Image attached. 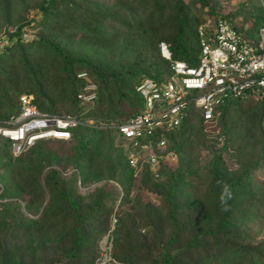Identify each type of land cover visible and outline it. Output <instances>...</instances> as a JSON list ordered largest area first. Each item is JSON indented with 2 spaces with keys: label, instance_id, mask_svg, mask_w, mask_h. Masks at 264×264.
<instances>
[{
  "label": "trees",
  "instance_id": "obj_1",
  "mask_svg": "<svg viewBox=\"0 0 264 264\" xmlns=\"http://www.w3.org/2000/svg\"><path fill=\"white\" fill-rule=\"evenodd\" d=\"M116 1L0 0V33L10 39L0 50V119L19 111V94L26 92L38 109L78 120L69 138L38 139L16 155L0 136V196H15L0 204V264H97L102 235L113 264H264V231L255 238L260 229L248 235L239 227L240 216L264 215L263 190L251 181L264 166V95L226 96L208 120L187 104L176 126L155 127L136 146L120 145L110 124L142 107L135 85L143 77L168 79L160 40L172 59L195 64L197 27L229 13L209 0ZM187 1L205 6L209 16L193 14ZM30 8L38 20L26 18ZM263 17L262 9L256 29ZM230 24L246 35L248 27ZM30 25L35 32L22 38ZM160 136L165 141L158 146ZM165 152L174 155L172 166ZM200 168L207 201L189 186ZM88 180L95 183L81 195L78 184ZM145 188L159 205L140 198ZM45 193L38 216L22 212L20 195L28 196L24 206L33 213ZM242 193L253 195L250 202Z\"/></svg>",
  "mask_w": 264,
  "mask_h": 264
},
{
  "label": "built area",
  "instance_id": "obj_2",
  "mask_svg": "<svg viewBox=\"0 0 264 264\" xmlns=\"http://www.w3.org/2000/svg\"><path fill=\"white\" fill-rule=\"evenodd\" d=\"M264 12V0H260ZM199 25V52L195 64L172 59L165 41L158 42L160 55L169 60L171 72L166 81L156 82L150 77H143L135 90L142 97V107L125 121L111 122L122 135L121 145L130 141L138 145L143 134H150L155 127L171 128L176 126L186 109L191 104L201 113L204 120L213 115L215 105L224 97H245L248 92L255 97L264 95V17L256 29V38L252 39L236 30L225 18H216L210 26ZM27 27L21 30L25 35ZM10 43L5 33H0V50ZM84 72L78 76H84ZM92 86V84H87ZM77 97L88 100L93 93ZM19 111L0 119V136L10 140L13 155L43 138L67 139L70 127L78 120L69 114H55L38 109L32 102L31 93L19 94ZM264 124V111H263ZM160 136L156 145L164 143ZM148 147L142 143L141 148ZM131 166H136L137 156L129 152ZM150 168L156 166V157L149 156Z\"/></svg>",
  "mask_w": 264,
  "mask_h": 264
},
{
  "label": "rangeland",
  "instance_id": "obj_3",
  "mask_svg": "<svg viewBox=\"0 0 264 264\" xmlns=\"http://www.w3.org/2000/svg\"><path fill=\"white\" fill-rule=\"evenodd\" d=\"M100 1L102 3H105L106 5L113 4L116 0H96ZM117 2V1H116ZM189 4V1H187ZM209 3L215 8L216 11L221 13H229V16L226 18L229 23H235L236 21V26L239 28L243 27L245 25L246 29L248 27L247 32L245 31L244 33L251 37L252 39L256 38V25H254L257 21H259L262 17V9L260 6V0H209ZM238 3L239 6L237 5ZM117 4V3H116ZM189 7L192 11L193 14L196 16L203 14V16L208 15V12L205 11V6L199 5V3L196 1L194 4H189ZM209 16V15H208ZM26 18H36L38 20L39 15L38 11L35 9L30 8L27 12ZM247 25V26H246ZM14 25H7V28H11ZM28 30H26V34L23 35L24 38L28 37L30 32H35V27L30 25L27 27ZM142 99V98H141ZM143 105V104H142ZM121 138L122 135L118 132V139H119V144L121 145ZM192 145H196V143L193 141ZM206 153L205 149H200L199 154H204ZM162 158L167 159L168 164L170 166L173 165L175 157L172 153L170 152H165L162 154ZM67 171H63L62 173H65ZM205 169L200 168L196 174H193V180H192V185L190 184L189 186H192V193L197 196H203L209 200L210 198L208 197L207 191L205 190ZM252 182L256 183L259 185L260 190L262 189L263 192L260 193L261 196H264V166H260L256 168L252 172ZM95 182L92 180H88L86 183L78 184V190L79 193L85 194V192L89 191L91 186ZM3 185L0 182V191H2ZM140 198H144V201H150L151 204L153 205H159V201L157 196L154 194V191L145 188L141 189L138 192ZM244 200H248L250 202L251 198L253 195H250V193H242V196ZM28 198L26 194L20 195L19 198H17V201L20 203V207L22 212L27 215L28 217H36L40 214V211L42 209V205L47 201L48 195L47 193L44 194L42 202H40L37 205V209L35 212L28 211L25 206V200ZM261 198V197H259ZM15 199L14 194H7L0 196V204L1 202H7V201H12ZM185 199V197L183 198ZM187 199V198H186ZM264 199V198H263ZM261 199V200H263ZM114 209V208H113ZM247 217L243 218V216L239 217V221L241 222V225L239 227H242L243 231H245L248 235H254L255 231H257L255 238H258L261 234L260 232L264 231V215L260 214H249L247 213ZM112 227V225L110 226ZM98 246V258H97V264H113L114 260L109 254V247L110 243L109 240L106 238V236L102 235L97 242ZM119 264H126V263H119Z\"/></svg>",
  "mask_w": 264,
  "mask_h": 264
}]
</instances>
